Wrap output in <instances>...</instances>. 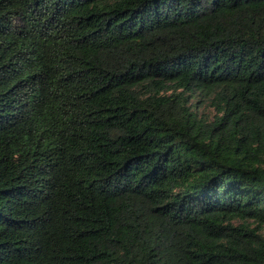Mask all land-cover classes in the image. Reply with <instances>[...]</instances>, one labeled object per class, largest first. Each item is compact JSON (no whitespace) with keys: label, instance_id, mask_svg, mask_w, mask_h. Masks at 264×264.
<instances>
[{"label":"trees","instance_id":"1","mask_svg":"<svg viewBox=\"0 0 264 264\" xmlns=\"http://www.w3.org/2000/svg\"><path fill=\"white\" fill-rule=\"evenodd\" d=\"M0 264H264V0H0Z\"/></svg>","mask_w":264,"mask_h":264},{"label":"rangeland","instance_id":"2","mask_svg":"<svg viewBox=\"0 0 264 264\" xmlns=\"http://www.w3.org/2000/svg\"><path fill=\"white\" fill-rule=\"evenodd\" d=\"M206 113H211L210 109L207 108L206 109Z\"/></svg>","mask_w":264,"mask_h":264}]
</instances>
